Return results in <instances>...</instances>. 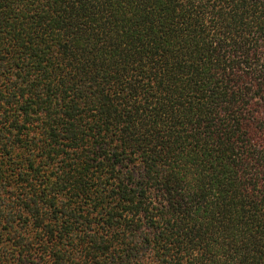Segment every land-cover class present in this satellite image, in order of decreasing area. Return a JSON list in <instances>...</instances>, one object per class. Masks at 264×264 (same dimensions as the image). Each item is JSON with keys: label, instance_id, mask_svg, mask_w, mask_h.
I'll return each instance as SVG.
<instances>
[{"label": "trees", "instance_id": "trees-1", "mask_svg": "<svg viewBox=\"0 0 264 264\" xmlns=\"http://www.w3.org/2000/svg\"><path fill=\"white\" fill-rule=\"evenodd\" d=\"M0 264H264V0H0Z\"/></svg>", "mask_w": 264, "mask_h": 264}]
</instances>
